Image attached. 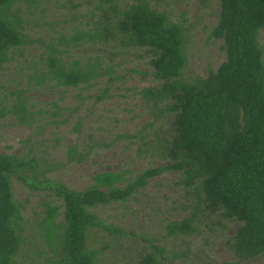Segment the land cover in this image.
Returning a JSON list of instances; mask_svg holds the SVG:
<instances>
[{"label":"rangeland","instance_id":"rangeland-1","mask_svg":"<svg viewBox=\"0 0 264 264\" xmlns=\"http://www.w3.org/2000/svg\"><path fill=\"white\" fill-rule=\"evenodd\" d=\"M134 1L117 0L120 9ZM149 1L190 27L188 79L207 77L226 60L224 42L212 36L221 0ZM110 5V0H19L13 7L28 43L10 50L0 71V153L34 156L41 164L37 188L12 180L22 212L19 264H63L62 246L49 239L44 202L62 206L57 223L64 221L65 208L54 189L44 188L47 179L87 191L97 174H120L125 185L144 170L172 162L165 156L170 115L142 94L161 83L151 55L118 35L97 37L107 15L114 19ZM259 44L264 54V30ZM54 62L92 77L68 85ZM73 146L78 155L70 159ZM81 155L85 159L78 162ZM198 196L199 190L183 183L181 172L166 171L128 201L90 209L108 228H91L88 248L101 252L99 264H139L156 246L165 249L163 264H264V254L235 256L230 244L240 223L219 213L201 212L195 233L167 234L170 223L192 215Z\"/></svg>","mask_w":264,"mask_h":264},{"label":"trees","instance_id":"trees-1","mask_svg":"<svg viewBox=\"0 0 264 264\" xmlns=\"http://www.w3.org/2000/svg\"><path fill=\"white\" fill-rule=\"evenodd\" d=\"M19 0H0V71L9 52L28 43L20 18L13 12ZM109 18L97 37L120 36L130 47L151 55L159 86L142 91L145 100L164 105L170 115L171 140L165 148L169 165L150 168L136 178L111 172L97 174L96 184L76 191L64 183L46 180L64 205V221L57 223L61 205H45L49 239L60 243L63 264H99L98 250H90L87 234L105 227L90 209L126 202L148 182L166 171H179L187 187L199 190L198 204L189 218L174 221L167 234L188 235L197 231L201 212L220 214L240 223L230 244L236 257L252 259L264 254V54L259 35L264 30V0H221V11L212 36L224 42L226 60L207 77L188 79L192 32L187 22H177L149 0H135L120 9L110 0ZM111 24L117 34L111 30ZM54 69L68 85L88 83L91 72ZM70 159L77 157L75 146ZM84 157L78 159L83 162ZM54 166H50L53 169ZM41 164L36 157L0 153V264H19L21 208L15 200L13 178L37 188ZM122 184V185H121ZM165 249L156 246L139 264H163Z\"/></svg>","mask_w":264,"mask_h":264}]
</instances>
